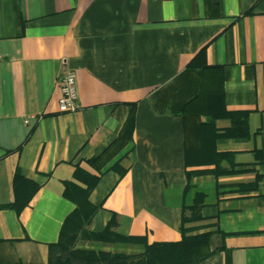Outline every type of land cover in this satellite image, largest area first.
I'll return each mask as SVG.
<instances>
[{"label": "crops", "instance_id": "obj_1", "mask_svg": "<svg viewBox=\"0 0 264 264\" xmlns=\"http://www.w3.org/2000/svg\"><path fill=\"white\" fill-rule=\"evenodd\" d=\"M203 47L207 62L222 66L227 109L249 112V137L213 147L233 153L221 167L239 172L217 174L218 162L198 151L202 140L187 137L183 115L156 108L155 94ZM68 71L80 108L61 112ZM132 103V137L101 169L89 229L102 231L114 218L122 235L176 242L184 208L201 193L204 219L188 225L213 235L200 264H264V0H0V205L15 200L18 168L39 184L19 214L0 207V259L49 261L76 207L65 182L86 187L77 166L99 174L89 160L118 137ZM143 246L78 241L126 253Z\"/></svg>", "mask_w": 264, "mask_h": 264}, {"label": "trees", "instance_id": "obj_2", "mask_svg": "<svg viewBox=\"0 0 264 264\" xmlns=\"http://www.w3.org/2000/svg\"><path fill=\"white\" fill-rule=\"evenodd\" d=\"M207 5H211V0H207ZM195 77H199L198 82H195ZM176 81L175 84L167 85L155 94L156 108L161 112L171 111L183 115L187 137L194 133L202 140L203 145L198 148V151L202 153L201 157L205 160L218 162L217 174L239 172L235 169L228 170L221 167L223 160H232L233 153H219L213 148L218 139L246 138L251 133L249 112L230 111L225 105L222 66L209 64L206 47H203L176 78ZM135 109L136 103H132L130 115L118 137L100 154L89 160L90 165L97 169L99 174H93L77 166L75 177L82 179L86 187L73 181L65 182V197L73 201L76 207L65 219L59 240L50 244L49 261L47 263H24L0 259V264H200L207 257L213 231L193 233L199 229V226L188 225L204 219L202 215L204 195L201 193L196 196L191 206L184 208L182 239L176 242L149 244L141 236L122 235L114 230L116 225L114 218L102 231L96 232L89 229L98 209V206L90 201V194L99 181L102 174L101 169L130 141L135 126ZM219 120H228L230 125L220 128L217 125ZM187 147H189L188 144ZM256 155L262 159V151H256ZM119 165L117 163L114 168L119 169L120 174L123 175L125 169L122 170ZM242 186L244 189L249 185L243 184ZM38 188L39 184L25 177L18 168L14 176L15 200L10 204L0 205V207L13 208L19 214L29 204ZM79 240L102 243H140L144 246L140 253H126L80 248L78 247Z\"/></svg>", "mask_w": 264, "mask_h": 264}, {"label": "built area", "instance_id": "obj_3", "mask_svg": "<svg viewBox=\"0 0 264 264\" xmlns=\"http://www.w3.org/2000/svg\"><path fill=\"white\" fill-rule=\"evenodd\" d=\"M62 95L59 99V110L61 112L77 111L80 108L79 88L76 74L68 71L61 76ZM29 122V119H26Z\"/></svg>", "mask_w": 264, "mask_h": 264}, {"label": "rangeland", "instance_id": "obj_4", "mask_svg": "<svg viewBox=\"0 0 264 264\" xmlns=\"http://www.w3.org/2000/svg\"><path fill=\"white\" fill-rule=\"evenodd\" d=\"M198 81H199V77H195V82H198ZM83 245H84V246H85V245H88V243H84Z\"/></svg>", "mask_w": 264, "mask_h": 264}]
</instances>
